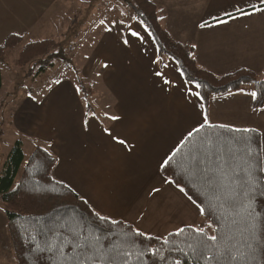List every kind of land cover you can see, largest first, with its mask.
I'll list each match as a JSON object with an SVG mask.
<instances>
[{
  "label": "crops",
  "instance_id": "1",
  "mask_svg": "<svg viewBox=\"0 0 264 264\" xmlns=\"http://www.w3.org/2000/svg\"><path fill=\"white\" fill-rule=\"evenodd\" d=\"M150 1L173 39L195 45L198 66L215 75L246 68L264 78V11L254 10L264 8L262 0ZM240 6L249 14L241 15ZM9 34L22 37L19 51L41 39L53 41L51 52L67 48L69 64L53 57L62 59L61 77L39 95L26 89L22 106L11 112L20 90L9 94L0 114L33 140L32 149L55 155L52 176L101 215L155 237L203 217L160 173L187 132L200 127L201 108L211 125L259 130L264 165V107L251 108L253 85L215 94L194 109L188 93L198 91L195 84L173 59L157 56L124 0H0V44Z\"/></svg>",
  "mask_w": 264,
  "mask_h": 264
},
{
  "label": "trees",
  "instance_id": "2",
  "mask_svg": "<svg viewBox=\"0 0 264 264\" xmlns=\"http://www.w3.org/2000/svg\"><path fill=\"white\" fill-rule=\"evenodd\" d=\"M124 2L151 35L157 56L173 59L185 81L200 84L198 91L203 96L205 104L215 94L225 93L237 89L242 84L251 83L253 92L256 93L255 97L252 96L251 108L258 110L264 107V79H257L251 70L245 68L215 75L198 66L194 58L193 46L185 45L171 37L160 24L153 2L150 0H124ZM21 41L20 35L9 34L4 43L0 44V66L5 62L7 50ZM53 45V41L49 39L24 43L18 54V65L23 68L29 64L34 65L37 61L51 64L55 55L58 58L63 56V60L69 64L64 51L51 52ZM43 68L45 67L41 66V69ZM78 84L80 90H83L80 79ZM3 103L4 101H0V111ZM220 126L206 125L200 128L198 135L193 131L191 142L186 137L167 158L171 159V165L165 168L162 163L160 166V173L165 178L174 180L175 186L185 187L184 193L188 197L191 196L197 205L201 200L204 201L202 206L205 212L201 215L209 223V228L203 229L208 236L221 235L222 230H227L232 226L233 221L240 217L237 211L225 203L224 197L217 199L220 193L209 192L201 182L187 175L185 169L178 164V161L189 152L190 147L207 136L227 141L237 157H242L246 161L245 174L251 172L255 179L264 183V172L260 171L264 169L260 131L254 128ZM22 145V140H15L0 174V201L17 264H68L58 255L47 252L42 254L38 249L44 247L46 240L55 243L54 234H50L48 229H58L62 224L78 229L79 224L86 221L93 227L104 230L97 233L98 235H114L116 244L123 249L119 255L113 254L110 264H174L176 260H180L181 264H264V231H262L264 226L259 223L256 225V238L252 241L254 251L245 248L242 249V254L233 252V256H239L238 259L233 260L225 256L222 250L212 248L211 242H209L210 250L204 251L203 255L198 248L194 251L197 242L204 237L195 232L196 227L193 226H184L180 228L183 231L179 233L176 230L164 237H155L145 233L137 236L134 226L120 219L108 217V222L96 221L91 215L93 209L89 204L70 187L52 176L51 171L57 160L55 155L41 146H36L29 155H25ZM231 175L230 172L229 176ZM253 207L258 208L264 215V196L257 199ZM112 220L118 223L113 224ZM89 230L91 231V228ZM234 234L238 239L244 238L239 236L238 230ZM124 253L130 255L125 257ZM213 255L216 256L215 260L208 259Z\"/></svg>",
  "mask_w": 264,
  "mask_h": 264
},
{
  "label": "snow or ice",
  "instance_id": "3",
  "mask_svg": "<svg viewBox=\"0 0 264 264\" xmlns=\"http://www.w3.org/2000/svg\"><path fill=\"white\" fill-rule=\"evenodd\" d=\"M264 3V0H262ZM241 15H248L242 6L236 9ZM255 11H264V8L254 9ZM230 15V14H229ZM206 25H201L204 27ZM138 35V33H133ZM127 43V41H125ZM195 47V45L193 46ZM199 83L194 85V89H199ZM189 96L195 97L192 106L195 109L198 103L203 101V96L199 91L190 90ZM253 97L256 96L252 92ZM200 118V127L194 128L187 132L189 142L193 139V131L199 134L200 128L211 127L210 121L204 110L201 108L199 112L195 113ZM220 127H223L221 125ZM236 131H243L236 129ZM124 143V141H120ZM237 143H239L237 141ZM248 155H251L248 153ZM171 159L163 161L165 168L171 165ZM246 161L242 157L238 158L234 150L228 145L227 141H221L219 138H212L210 136L201 138L198 144L190 147L186 156L178 161V164L185 169L187 175L192 177L195 181L201 182L205 188L211 193H220L217 199L225 198V203L233 210L237 211L240 217L234 220L231 227L227 230H222L221 235L208 236L203 229L195 228L194 231L199 233L204 239L197 242V248L203 255L204 251L209 249V242L212 248L222 250L223 254L230 259H238L239 256H233L236 252L242 254V249H253L252 241L256 238V225L259 223L264 226V215H262L258 208L253 207V204L261 196H264V183L255 179L251 172L245 174L244 164ZM239 169V171H237ZM264 172V169L260 170ZM232 173L229 176V173ZM226 181V182H224ZM166 183H175L174 180L165 181ZM179 187V185H177ZM180 192H185V187H179ZM158 192L159 189H154ZM192 200V197H188ZM193 203L196 201L192 200ZM204 201L201 200L197 205L200 213L204 214ZM242 210V211H241ZM91 215L95 217L96 221L108 222V217L101 215L99 211L92 210ZM111 223H118L112 220ZM91 228V231L89 230ZM239 231V236L244 237L238 239L234 234ZM50 234H54L55 243L46 240L44 247L38 249L42 254L44 252L58 255L62 261H67L68 264H110L113 259V254L119 255L123 252L116 244V237L112 234L98 235L97 233L104 231L99 227H93L89 222L79 224L78 229H73L67 224H62L58 229H48ZM183 229H178V233ZM264 231V227H262ZM137 236H142L139 229L136 230ZM191 247V245H190ZM254 251V249H253ZM125 257L130 253H124ZM210 260H215L216 256L208 257ZM174 264H181L180 260H176Z\"/></svg>",
  "mask_w": 264,
  "mask_h": 264
},
{
  "label": "rangeland",
  "instance_id": "4",
  "mask_svg": "<svg viewBox=\"0 0 264 264\" xmlns=\"http://www.w3.org/2000/svg\"><path fill=\"white\" fill-rule=\"evenodd\" d=\"M20 43L17 44L15 47L7 50L5 56V62L0 66V74H1L0 101L6 102L8 100L7 98L9 94H15L17 90H20L15 102H12L11 105L8 106L7 108L8 112H11L14 108L18 109L16 108L17 106L18 107L22 106V102L24 99L22 97L25 95L26 89L32 90V94L34 96L39 95L40 93L45 91L47 86H50L55 80H57L58 77H61L64 72L61 69V65L63 64L61 60H52L51 64H44V62L42 61H37L34 65L29 64L21 68L17 63ZM63 51L67 59L71 60L72 58L69 52L67 51V48H63ZM41 66H44L45 68L41 69ZM70 68L74 69V65H72ZM254 75L256 77L255 73ZM82 81L86 83L84 80ZM84 83H83L84 88L83 90H81V94L84 97H86L87 96L86 92H88L87 91L88 88L87 85H85ZM88 101L90 105H92L91 98H88ZM0 130H1L0 133V174H1L6 156L10 151L15 140L17 139L22 140V144H23L22 147L25 155H29L32 152L33 140L23 135L21 132L17 131L13 127L11 119H6V118L2 119V114H0ZM36 144L38 143L36 142ZM192 226L196 228L205 229V228H209V223L202 217L199 220H197ZM8 258H10L11 261H13V259L16 261L7 229L6 217L3 211L2 203L0 201V264H9Z\"/></svg>",
  "mask_w": 264,
  "mask_h": 264
}]
</instances>
